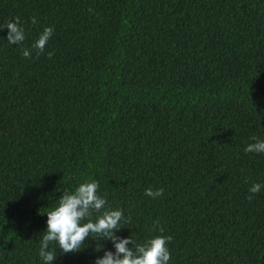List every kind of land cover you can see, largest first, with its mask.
<instances>
[{
    "label": "trees",
    "instance_id": "16d2710c",
    "mask_svg": "<svg viewBox=\"0 0 264 264\" xmlns=\"http://www.w3.org/2000/svg\"><path fill=\"white\" fill-rule=\"evenodd\" d=\"M15 18L23 45L2 29ZM45 27L44 53L25 58ZM253 136L264 140V0H0V264H43L44 214L90 180L123 211L116 236L172 237L169 264H264ZM105 250L86 239L52 264Z\"/></svg>",
    "mask_w": 264,
    "mask_h": 264
},
{
    "label": "clouds",
    "instance_id": "9594fccd",
    "mask_svg": "<svg viewBox=\"0 0 264 264\" xmlns=\"http://www.w3.org/2000/svg\"><path fill=\"white\" fill-rule=\"evenodd\" d=\"M31 22L36 24V18L32 17ZM4 28L8 30L6 40L10 45H23L26 36L19 18L6 22L2 29ZM52 34L53 28L45 27L30 48H22V55L30 58L33 50L37 56L43 54ZM47 55L50 58L53 53L48 52ZM251 139L254 142L249 143L244 151L264 153V140L255 136ZM261 187V184L254 183L248 190L250 195L247 199H253ZM98 189V181L90 180L79 184L73 192L63 191L57 205L44 214L47 216L46 229L41 233L38 249L43 264H52L57 258L56 249L63 254L81 251L86 239L110 241L115 248L114 252L105 250L103 256L97 257L94 264H169L171 253L167 245L172 237L157 235L137 244L131 236H116V231L121 229V223L127 220L121 209L106 207L107 201L97 194ZM145 195L156 199L163 195V189L153 191L148 188ZM93 213L98 214L95 220L91 219ZM85 220L87 222L82 223ZM158 224V221H154L152 230L162 233L163 229ZM50 244L55 247L50 249ZM130 244L134 245L132 249L128 247ZM102 249L101 244L100 247L96 246L95 251Z\"/></svg>",
    "mask_w": 264,
    "mask_h": 264
}]
</instances>
